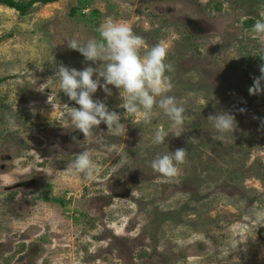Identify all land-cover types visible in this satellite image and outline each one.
I'll use <instances>...</instances> for the list:
<instances>
[{
	"label": "rangeland",
	"instance_id": "obj_1",
	"mask_svg": "<svg viewBox=\"0 0 264 264\" xmlns=\"http://www.w3.org/2000/svg\"><path fill=\"white\" fill-rule=\"evenodd\" d=\"M109 18L167 42L182 126L159 109L126 113L109 86L93 99L125 133L76 129L56 66L98 67L67 41L99 39ZM258 19L264 0H61L25 16L0 4V264H264V94H249L264 64ZM220 112L232 131L208 119ZM177 148L176 176L151 167ZM86 149L92 179L67 170Z\"/></svg>",
	"mask_w": 264,
	"mask_h": 264
},
{
	"label": "clouds",
	"instance_id": "obj_2",
	"mask_svg": "<svg viewBox=\"0 0 264 264\" xmlns=\"http://www.w3.org/2000/svg\"><path fill=\"white\" fill-rule=\"evenodd\" d=\"M251 30L264 34V19H258ZM98 31L99 39L80 42L74 38L67 41L69 49L78 51L88 62H99L98 67L88 66L77 70L61 63L56 66L53 79L58 82L62 93L79 106L64 104L76 129L86 135L104 124L108 133H125L126 125L121 123V115L110 110L106 102L93 99L100 88L110 96L109 86L120 90L122 103L119 107L126 113H140L147 121L154 110L159 109L175 127L182 126L185 108L174 95H169L172 83L168 75L171 65L167 63V42L161 40L149 46L128 23L112 18L104 21ZM259 71L260 76L255 77L249 87L250 95L264 94V64L260 65ZM208 119L214 121V127L222 134L232 131L236 126L235 117L227 112L209 116ZM165 138L166 134L157 132L153 143L162 144ZM185 157L186 149L177 148L170 154L157 156L151 162V167L160 174L174 177ZM95 167L93 153L86 149L75 156L67 170L73 175L92 179Z\"/></svg>",
	"mask_w": 264,
	"mask_h": 264
},
{
	"label": "trees",
	"instance_id": "obj_3",
	"mask_svg": "<svg viewBox=\"0 0 264 264\" xmlns=\"http://www.w3.org/2000/svg\"><path fill=\"white\" fill-rule=\"evenodd\" d=\"M61 0H30L24 3H18L15 0H0V4L10 9L16 10L21 15L25 16L30 9L36 5H50L60 2Z\"/></svg>",
	"mask_w": 264,
	"mask_h": 264
}]
</instances>
